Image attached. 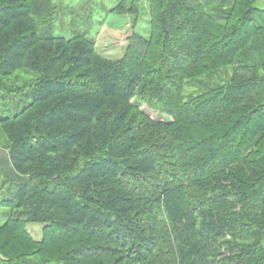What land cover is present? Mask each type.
<instances>
[{
    "label": "trees",
    "instance_id": "obj_1",
    "mask_svg": "<svg viewBox=\"0 0 264 264\" xmlns=\"http://www.w3.org/2000/svg\"><path fill=\"white\" fill-rule=\"evenodd\" d=\"M146 1L149 38L131 33L109 59L84 34L38 27L49 0H0V74H37L30 101L0 118L26 178L7 176L1 201L16 214L0 234L29 247L0 264H264V37L248 42L264 9ZM228 66L229 79L183 94Z\"/></svg>",
    "mask_w": 264,
    "mask_h": 264
},
{
    "label": "rangeland",
    "instance_id": "obj_2",
    "mask_svg": "<svg viewBox=\"0 0 264 264\" xmlns=\"http://www.w3.org/2000/svg\"><path fill=\"white\" fill-rule=\"evenodd\" d=\"M243 2L247 4L250 0ZM121 3L125 4L130 11L128 12L126 9L117 11L116 6ZM152 4L154 7L157 5L156 1ZM221 8L224 12H235L236 14L245 10V7L241 8L234 3H228L226 7ZM157 17L158 15L150 14L146 0H49L46 11L38 13L36 20L38 27L51 30L53 36L68 39L77 33L84 34L87 38L94 39V48L97 54L109 59H117L125 52L131 33L134 32L149 38L151 22L155 21ZM260 35L251 38L248 42L258 40L262 42L264 34L261 31ZM232 70L233 66L221 67L218 70H213L208 79L205 74H201L195 79L192 78L184 86L183 94L189 96L200 92L198 88L200 86L197 83L200 81L213 84L219 81V78L227 80L231 76ZM36 75L33 70L25 67H20L7 74H0V118L10 112L15 113L30 101L32 83ZM141 109L153 120H171L170 116L149 108L145 104L141 105ZM9 145L10 137L0 124V227L16 214L13 208L3 206L1 201L2 197L7 196L6 189L10 187L7 176H11L18 182L26 180L25 177L14 174L8 158L7 148ZM14 179L11 181L12 184ZM26 229L35 240H41L42 224L28 222ZM7 242L8 245H6ZM5 245L6 247L3 248ZM0 247H2L0 253L6 255H13L29 248L27 243L9 240L4 234H0Z\"/></svg>",
    "mask_w": 264,
    "mask_h": 264
},
{
    "label": "crops",
    "instance_id": "obj_3",
    "mask_svg": "<svg viewBox=\"0 0 264 264\" xmlns=\"http://www.w3.org/2000/svg\"><path fill=\"white\" fill-rule=\"evenodd\" d=\"M254 4L258 9H264V0H255Z\"/></svg>",
    "mask_w": 264,
    "mask_h": 264
}]
</instances>
